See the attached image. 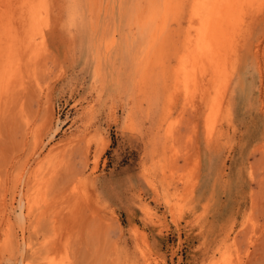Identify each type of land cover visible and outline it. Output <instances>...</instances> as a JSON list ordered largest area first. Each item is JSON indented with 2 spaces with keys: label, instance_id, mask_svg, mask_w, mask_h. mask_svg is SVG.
Instances as JSON below:
<instances>
[{
  "label": "rangeland",
  "instance_id": "obj_1",
  "mask_svg": "<svg viewBox=\"0 0 264 264\" xmlns=\"http://www.w3.org/2000/svg\"><path fill=\"white\" fill-rule=\"evenodd\" d=\"M205 1H39L44 54L0 106V264H264V0L228 26L216 112L176 84Z\"/></svg>",
  "mask_w": 264,
  "mask_h": 264
},
{
  "label": "bare ground",
  "instance_id": "obj_2",
  "mask_svg": "<svg viewBox=\"0 0 264 264\" xmlns=\"http://www.w3.org/2000/svg\"><path fill=\"white\" fill-rule=\"evenodd\" d=\"M39 1L40 0L36 1L37 3H32L30 6L31 0H0V106L1 104L8 105L9 100L12 102V99H14L13 96H16L15 91L19 90L23 85V68L25 60L30 59L34 61V59H38L39 55L42 56L39 52L43 53L45 50L43 40V35L45 34L43 33L42 35L41 29V27L43 28L42 23H44V21H42L44 18L42 19L43 15L41 12L44 7L42 6V2ZM241 3L242 0H215L209 5L201 7L199 6V3L196 2L191 21L197 31V46L194 51H191L190 53L188 51L189 55H187V57L179 63L180 66H177L179 68L176 72L178 74L176 84L181 82L183 84L182 86L187 88L189 87L188 84L191 80L195 81L196 79L197 84L199 83V80H201L200 84H198L200 87V96L203 101L207 102L208 106L213 109V112L219 111L220 108L224 106V84L229 78L227 56L228 53L233 51L231 45L232 35L228 34L229 31L227 29L228 26H230L229 24H232V22L238 18V7ZM26 14L31 15L32 19L28 30H26L24 25L21 24L22 19ZM37 34H40L42 37L41 42L38 44L36 42ZM180 76H182V79H180ZM206 77H209L210 83L204 80ZM204 82L209 83L212 89H215L218 85H220V88L215 91L214 98L209 97L206 90L207 84H204ZM186 95L188 96V92ZM170 105L171 103L168 104V107ZM2 108L3 106L1 109ZM214 109H216V111H214ZM207 128V138L210 139L212 137V126L210 127L207 125ZM195 169L193 168V170ZM36 174L39 176L40 173L37 172ZM22 178L20 179L21 181ZM43 180L44 179H36L35 184L37 190H35V197L28 196L29 198H27L24 202H21V205L18 203L21 209V214L18 218H20L21 221L23 220L22 216L26 211L28 212L34 210V206L37 205L38 202L40 205L43 203V199L41 198V193L44 188V183H42ZM42 206H44V204ZM42 206H39V208H43ZM23 209L25 212H23ZM36 210H34V213ZM26 215H28V213ZM4 234L5 233H3V235Z\"/></svg>",
  "mask_w": 264,
  "mask_h": 264
}]
</instances>
